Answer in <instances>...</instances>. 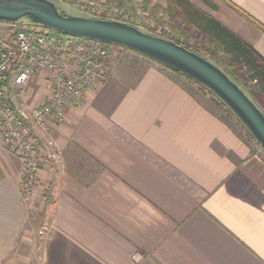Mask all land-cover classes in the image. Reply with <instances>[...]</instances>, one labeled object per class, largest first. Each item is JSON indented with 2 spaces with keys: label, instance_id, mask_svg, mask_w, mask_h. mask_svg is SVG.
<instances>
[{
  "label": "crops",
  "instance_id": "obj_1",
  "mask_svg": "<svg viewBox=\"0 0 264 264\" xmlns=\"http://www.w3.org/2000/svg\"><path fill=\"white\" fill-rule=\"evenodd\" d=\"M190 1L264 56V0ZM156 64L138 77L111 69L63 124L35 130L29 207L22 162L0 144V264H37L30 217L43 212L39 264H264V152ZM50 94L40 75L23 100Z\"/></svg>",
  "mask_w": 264,
  "mask_h": 264
},
{
  "label": "built area",
  "instance_id": "obj_2",
  "mask_svg": "<svg viewBox=\"0 0 264 264\" xmlns=\"http://www.w3.org/2000/svg\"><path fill=\"white\" fill-rule=\"evenodd\" d=\"M112 5L110 0H87L84 10L91 7L88 14L109 20L117 14L108 8ZM114 47L24 23L7 36L0 35V144L22 162L23 204H29L38 176L35 130L49 131L51 126L63 124L67 111L106 80L107 61ZM40 75L47 77L50 98L41 106L31 107L23 98Z\"/></svg>",
  "mask_w": 264,
  "mask_h": 264
},
{
  "label": "water",
  "instance_id": "obj_3",
  "mask_svg": "<svg viewBox=\"0 0 264 264\" xmlns=\"http://www.w3.org/2000/svg\"><path fill=\"white\" fill-rule=\"evenodd\" d=\"M23 20L66 36L125 47L183 74L212 92L264 151L263 112L222 69L204 57L127 23L64 14L50 0H0V23Z\"/></svg>",
  "mask_w": 264,
  "mask_h": 264
},
{
  "label": "rangeland",
  "instance_id": "obj_4",
  "mask_svg": "<svg viewBox=\"0 0 264 264\" xmlns=\"http://www.w3.org/2000/svg\"><path fill=\"white\" fill-rule=\"evenodd\" d=\"M50 1L56 3L61 9V11L67 15L81 16V17L94 18V19H102L100 15L88 14L84 10L87 0H70V3L68 4L62 2L61 0H50ZM110 3L114 4V7L112 5V7H108V8L110 10H113V12L116 10L117 14L111 15L112 19H109V20L119 21V22L130 24V25L132 24L138 25L139 26L138 28L141 31L149 35H153L157 37L164 38L169 35H173L174 39H176L177 41L183 43L184 45H186L187 47H189L190 49H192L199 55L212 61L213 64L215 65L218 64L217 61L211 57V55H208L207 52L204 51V49H202L201 47L202 37L198 35V33H196L193 29L182 27L179 21H176L175 19H171V17L165 13L164 9L166 5L162 0H152L148 8L146 9L144 8V4L140 0H110ZM117 19H121L123 21L117 20ZM22 23L26 25H31L30 21L23 20L20 23L13 24L12 26L18 27ZM8 25L9 24L7 23H0V35L2 33H5L3 26H8ZM178 31L181 33H177ZM113 46H116V45H113ZM112 50H113V53L111 54V58L109 61H107L108 63L107 67L109 68L108 75L111 72V69H114V68L116 69L117 67L119 69L118 71H120L119 73L132 75V76L135 74L136 77H138L142 73L147 71L148 69L155 67L153 66V64H156V63H153L152 60L138 53H135L129 49L114 47ZM156 66H158V64H156ZM161 66L160 67L158 66V68H162ZM169 71L173 73V76L175 77L178 76L179 78H181L180 81L187 86V90L190 94H194L195 92H199V93L202 92L204 94V97H202V99L204 100V103L207 107L212 109L216 102L220 104V102L214 96H212L208 91H206L202 86H198L197 84L191 82L190 80L180 77L174 71H171V70ZM166 74H170V73L167 72ZM108 75L106 78H108ZM209 100H212L214 103H212ZM220 106L222 105L220 104ZM217 111L218 109L216 110V112ZM222 115L223 114H221V116ZM235 120L236 122H238L237 119ZM238 126L240 127L241 125H238ZM243 134H244V137L250 142V146L252 147L254 152H257L258 150L263 151L260 145H258V143L254 142L253 140L249 138V136L247 135L244 129H243ZM37 151H38V148H37ZM38 160H39V167H38V172H39L41 165H40V159ZM38 176H39V173H38ZM38 176H37L36 183H34V192L38 186V182H39ZM48 197H49V194L48 192H46L44 195V199L47 200ZM31 204H32V198L29 204H27V206L29 207L31 206ZM30 218L32 222V223L30 222V224L34 225L35 238L39 237L38 256L36 258V263L39 264V260L41 257V249H40L41 238L43 237L42 233L44 231V228L47 227L50 221V216L47 213L43 212L40 214L36 213L34 214V216L32 215Z\"/></svg>",
  "mask_w": 264,
  "mask_h": 264
},
{
  "label": "trees",
  "instance_id": "obj_5",
  "mask_svg": "<svg viewBox=\"0 0 264 264\" xmlns=\"http://www.w3.org/2000/svg\"><path fill=\"white\" fill-rule=\"evenodd\" d=\"M61 1L66 4L70 3V0ZM141 1L144 4V8L146 9L148 8L152 0ZM162 1L166 5L164 9L165 13L169 15L171 19L179 21L182 27L193 29L196 33H198V35L202 37V49H204V51H206L208 55H211V57L217 61L218 64H216V66L222 69L231 78L232 81H234L239 87H241V89L260 108V110L264 114V56L260 54L252 44L222 25L214 17L203 11L201 8L197 7L190 0ZM86 11L90 13L92 12V8L89 7L88 9H86ZM101 18L108 19L105 17ZM132 26L136 28L139 27L138 25L134 24H132ZM177 33L181 32L178 31ZM60 35L64 36V34ZM164 39L175 42L178 45L183 46L186 49L196 53L183 43L174 39L173 35L164 37ZM115 47L127 49L125 47L117 45ZM177 74L180 77L190 80L198 86H201L197 82H194L193 80L185 77L183 74ZM203 88L212 96H214L232 117L237 119L234 114L212 92H210L205 87ZM237 121L246 131L249 138L256 142L247 131V129L242 125V123L238 119Z\"/></svg>",
  "mask_w": 264,
  "mask_h": 264
}]
</instances>
